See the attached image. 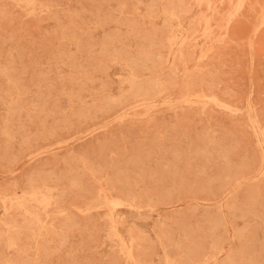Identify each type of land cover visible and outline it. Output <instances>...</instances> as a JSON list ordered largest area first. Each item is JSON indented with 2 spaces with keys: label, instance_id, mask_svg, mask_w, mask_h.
Here are the masks:
<instances>
[{
  "label": "rangeland",
  "instance_id": "rangeland-1",
  "mask_svg": "<svg viewBox=\"0 0 264 264\" xmlns=\"http://www.w3.org/2000/svg\"><path fill=\"white\" fill-rule=\"evenodd\" d=\"M239 1L0 0V264H264Z\"/></svg>",
  "mask_w": 264,
  "mask_h": 264
},
{
  "label": "bare ground",
  "instance_id": "bare-ground-1",
  "mask_svg": "<svg viewBox=\"0 0 264 264\" xmlns=\"http://www.w3.org/2000/svg\"><path fill=\"white\" fill-rule=\"evenodd\" d=\"M196 1H197V0H196ZM228 1H229V0H228ZM240 1H241V0H240ZM240 1H239V2H240ZM242 1H243V0H242ZM207 2H208V1H207ZM239 2L237 3V6H239V5H238V4H239ZM198 3H199V2H198ZM207 29H208V28H207ZM208 31H209V30H208ZM207 35H208V34H207ZM102 197H103V195H102ZM27 213H28V212H27Z\"/></svg>",
  "mask_w": 264,
  "mask_h": 264
}]
</instances>
